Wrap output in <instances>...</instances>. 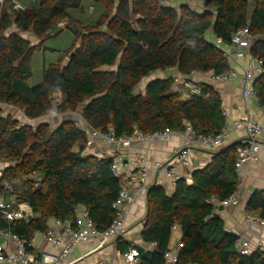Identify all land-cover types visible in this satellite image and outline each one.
I'll return each instance as SVG.
<instances>
[{
	"label": "trees",
	"instance_id": "obj_1",
	"mask_svg": "<svg viewBox=\"0 0 264 264\" xmlns=\"http://www.w3.org/2000/svg\"><path fill=\"white\" fill-rule=\"evenodd\" d=\"M164 1L39 0L35 7L23 9L0 1V104L30 120L79 110L88 126L103 132L111 128L116 135L134 130L181 132L185 123L198 134H215L225 123L221 98L211 85L197 84L200 93L184 99L174 91L171 77L151 80L144 91L136 90L156 71L175 69L184 76L226 73L229 61L206 32L212 30L229 45L232 33L248 26L255 37L249 54L263 61L254 89L264 107V0H204L201 10L184 1ZM60 22L65 25L59 27ZM10 26L31 29L38 44L17 31L6 34ZM64 27L73 32L70 48L30 85L32 51ZM57 93L60 98L53 105ZM86 139L80 120L65 118L51 128L46 121L33 126L0 115V160L10 163L0 180L22 179L15 185V199L28 202L34 212L28 221L0 220V229L17 236L26 252L33 253L32 239L46 232L52 219H75L78 208L89 211L97 229L110 225L122 181L113 175L110 158L84 153ZM240 146L215 151L204 168L192 171L191 183L176 181L171 196L161 187L149 188L141 238L154 247L139 249L140 264L165 263L175 225L182 230L183 244L175 264H264V249L249 255L238 251L236 235L225 230L207 201L211 196L226 199L236 190ZM33 173L40 176L37 186L29 179ZM246 209L264 220V189L252 190Z\"/></svg>",
	"mask_w": 264,
	"mask_h": 264
},
{
	"label": "built area",
	"instance_id": "obj_2",
	"mask_svg": "<svg viewBox=\"0 0 264 264\" xmlns=\"http://www.w3.org/2000/svg\"><path fill=\"white\" fill-rule=\"evenodd\" d=\"M180 1L187 2L189 0ZM164 2L170 3L169 0H165ZM89 10L91 11L92 7H90ZM212 13L215 14L216 11L213 10ZM64 25L65 22H60L58 24L59 27H63ZM254 39L255 37L249 31L248 26L242 27L232 33L229 45L222 43L220 38H216L214 35L211 36V41L223 51L228 61L235 63L241 68L242 99L244 101L254 100L258 102L254 83L263 73V61L249 56L243 66L239 62L241 57L249 54V49L253 45ZM234 77L235 71L230 70L226 73L214 74L212 79L215 82H227ZM172 79L174 91L182 92L183 96L188 97L200 93L199 87L188 79L179 77H172ZM56 102L57 101L52 100L53 105H56ZM262 108L264 109V107ZM25 120L29 119L25 117ZM82 123L84 124L87 134L84 150H89L99 145L109 147L111 153V171L114 176L120 177L122 181L118 196L112 203L114 217L110 225L104 230L97 229L95 223L90 218L89 211L85 208H78L75 219L54 218L49 223L47 231L39 233L44 240L55 247V251H39L35 254L26 252L24 243L17 236L13 235L9 229H0V263L68 264L67 257L71 250L78 244L87 242L90 239L106 242L121 236L126 217L129 215L138 196L144 193L148 188L149 182L147 177V166L143 164L140 166L138 172L127 171L120 150L132 147V145L141 142L152 143L153 141H167L171 131L166 129L154 133H142L139 130H134L130 135H116L111 128L103 132L88 126L83 120ZM238 127L244 129L246 137L245 143L238 148L236 153L235 169L238 170L244 163L249 164L256 162L260 143L264 141V127L248 116L235 119L231 123L225 124L215 134H198L189 123H185L182 133L186 145L174 151L171 165L173 167L177 165H187L189 154L194 149L213 151L221 147L229 139L232 130ZM136 163H145V157H139ZM152 167L155 172H165L169 174L175 182L181 179L178 173L170 170L167 163L155 162ZM29 179L34 182V186H37L40 181V176L37 173H33L29 176ZM21 182L22 179H17L15 181L0 180V220L3 222H12L15 220L28 221L34 215L33 209L28 202H18L15 199V185ZM239 186L240 183H238L236 190L226 199L220 200L215 196H211L207 199V201L213 205L215 212L219 206L224 207L237 204ZM182 246L183 244L179 242L177 252ZM236 246L238 251L243 255H249L251 253L248 243L241 241L239 238L236 241ZM177 252L172 257L173 261L176 260ZM123 258L127 264H140V251L138 247L135 245L129 246L123 253ZM96 264L110 263L100 261Z\"/></svg>",
	"mask_w": 264,
	"mask_h": 264
},
{
	"label": "crops",
	"instance_id": "obj_3",
	"mask_svg": "<svg viewBox=\"0 0 264 264\" xmlns=\"http://www.w3.org/2000/svg\"><path fill=\"white\" fill-rule=\"evenodd\" d=\"M0 1L2 2L4 0ZM7 1H10L16 9L33 8L39 2V0ZM169 1L174 5L180 4V0ZM194 1L195 0H189L186 4L195 9L196 7L194 5ZM64 30H67V28H62V31L60 33H62ZM14 31H17L21 37L29 40L32 45H36L39 42V39L36 38L31 29L27 31H20L16 29V27L10 26L9 28H7L6 34ZM58 34L52 37H57ZM212 35V30H208L206 32V37L210 41ZM71 37H73V33L71 34ZM50 38L45 41L46 43L44 42L43 45L34 49L32 51V54L30 55L28 61L32 70V81L30 82V85L39 82L43 69L47 67V63L50 64L56 62L57 58L62 55L63 52L68 50L72 44L71 43L70 46H68L66 42L64 43L61 40H57L55 41V43L51 41L50 44L53 46V48H51V45H49L48 43ZM48 47L55 50L50 51ZM249 56L250 55L247 54L246 56L239 59V62L242 66L246 63V60ZM229 66V71H235V77L227 82H215L212 79L214 75L212 71H207L204 73H193L190 76H184L178 73L175 69H168L166 71L153 72L148 77L143 78L141 81V90H145V86L149 81L165 77L185 78L192 82L194 85H197L199 83L209 84L216 90L217 93H219L222 102V111L225 124L231 123L235 119L249 116L252 120L264 127V109L262 108V106H260L258 102H255L254 100L244 101L241 97V68L231 61H229ZM180 93L183 99L187 98L183 96L182 92ZM59 98L60 94L57 93L54 100L58 101ZM2 106L11 109L13 113L18 116L16 119L22 120L23 123L27 124H31V122L33 121L34 123H38L44 118H47L46 120H48L52 115H46L39 120H25L26 116L24 117V114L22 115L21 111L6 104H0V108ZM80 121L82 123V120ZM57 125L55 127H57ZM182 131H171V134L167 141H153L152 143L141 142L132 145V147L120 150L127 171L129 170L130 172H138L140 166H142L143 164L147 166L149 186L144 193L138 196L136 202L131 208L129 215L126 217L124 229L120 237L106 242H99L97 240L90 239L87 242L78 244L71 250L70 254L68 255V264H96L100 261H106L110 264H127L123 258V253L129 246L135 245L138 247V249H143L145 251L152 250L154 246L152 244H145L141 238V231L147 214L148 190L152 186L161 187L168 196H171L176 185V182L169 174L165 172H155L152 167L153 164L155 162L167 163L170 170L178 173L181 176V179H185L188 183H191L192 171L204 168L210 162L211 156L215 151L224 148L231 143H242L243 145L245 143L246 137L243 128H235L232 130L229 139L221 147H218L213 151L194 149L189 154L187 165H177L173 167L171 165V162L173 161L172 159L174 156V151L179 150L186 145V141L184 139ZM84 153L94 155L99 158H110L111 156L109 147L104 145L94 146L89 150H84ZM141 156L145 157V163H136L137 159ZM7 166L8 165H6L5 167ZM5 167L0 169V177L2 175V170ZM236 171L240 183L238 189V202L236 205H228L224 207L222 206V209H219L218 207L216 214L223 220L225 230L236 235L237 239L239 238L241 241L247 242L251 252L255 250H263L264 220L259 219L255 212L246 209V203L252 190L264 189V141L260 143L257 161L249 164L244 163ZM181 238V228L178 225L173 226L168 246V253L166 254V261L164 264H175V261L172 260V257L177 252L178 244L181 241ZM32 247L34 254L38 253L39 251H55V247L44 240L39 234H37L33 238ZM0 264L20 263L3 262Z\"/></svg>",
	"mask_w": 264,
	"mask_h": 264
},
{
	"label": "rangeland",
	"instance_id": "obj_4",
	"mask_svg": "<svg viewBox=\"0 0 264 264\" xmlns=\"http://www.w3.org/2000/svg\"><path fill=\"white\" fill-rule=\"evenodd\" d=\"M184 2H186V1H184ZM195 3H194V5H195V9L196 10H201V9H203V1H199V0H195L194 1ZM73 33V32H71L70 30H64L62 33H60V34H58V36L57 37H52V38H50V40L48 41V43H49V45H51L50 44V42L52 41L53 43H55V41H63L64 43L66 42V44H68V46H70V44L72 43V40H73V37H71V34ZM65 40V41H64ZM46 43V42H45ZM48 45V46H49ZM49 48V47H48ZM51 48H53V46L51 45ZM51 48H49L50 49V51H52V50H55V49H51ZM54 52V51H53ZM48 53H49V50H48ZM46 66H48V63H47V65ZM32 81V80H31ZM141 87H142V85H141V83H140V85H139V87L137 88L138 90H141ZM3 107V108H2ZM1 108H0V115L1 116H6L7 114H10L13 118H17L18 116H16V114L15 113H13V111L11 110V109H9L8 107H4V106H2ZM52 115L50 116V118L48 119V120H46L47 118H44V119H42L41 121H47L49 124H50V126H51V128H55V126L57 125V124H59L63 119H65V118H70V119H74V120H81L80 119V113H79V110H77L76 112H66V113H64V114H56V113H51ZM20 121V123H22L23 124V122H22V120H19ZM31 124L33 125V126H35L37 123H34V121L33 122H31ZM8 164H10L7 160H0V169H2L3 167H5L6 165H8Z\"/></svg>",
	"mask_w": 264,
	"mask_h": 264
},
{
	"label": "water",
	"instance_id": "obj_5",
	"mask_svg": "<svg viewBox=\"0 0 264 264\" xmlns=\"http://www.w3.org/2000/svg\"><path fill=\"white\" fill-rule=\"evenodd\" d=\"M232 144H235V143H231V144H229V145H227V146H230V145H232ZM223 207L222 206H219V209H222Z\"/></svg>",
	"mask_w": 264,
	"mask_h": 264
}]
</instances>
